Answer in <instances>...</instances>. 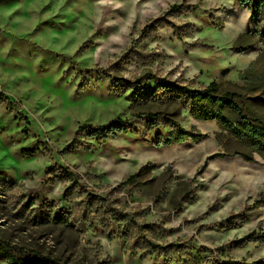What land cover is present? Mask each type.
Wrapping results in <instances>:
<instances>
[{
    "label": "rangeland",
    "instance_id": "1",
    "mask_svg": "<svg viewBox=\"0 0 264 264\" xmlns=\"http://www.w3.org/2000/svg\"><path fill=\"white\" fill-rule=\"evenodd\" d=\"M163 80L264 118V0H0V241L59 264H264V157ZM175 125L200 137L160 145Z\"/></svg>",
    "mask_w": 264,
    "mask_h": 264
},
{
    "label": "trees",
    "instance_id": "2",
    "mask_svg": "<svg viewBox=\"0 0 264 264\" xmlns=\"http://www.w3.org/2000/svg\"><path fill=\"white\" fill-rule=\"evenodd\" d=\"M196 6H174L166 16L172 14H181L182 12H190L196 10ZM164 17L155 20L147 25L143 34L155 35L157 26L162 22ZM176 37L182 40V35L176 31ZM141 84V83H140ZM161 88L167 90L175 88L185 92V97L189 101L190 106L196 118L205 121H217L221 128L227 132L238 145L246 152L236 153L243 156L247 161H253L254 155L258 154L264 157V118L254 115L247 106L246 101L240 100L238 95L230 92L221 93L219 85L212 83L202 90H188L181 87H175L166 81H161ZM151 118H157V115H149ZM177 133L171 135L169 139L158 138V143L164 146H170L174 143L186 142L190 139H198L199 134L185 131L178 125ZM130 131L123 121L118 120L108 124L107 126L85 125L79 128L76 135L89 133V136L96 138L98 141H106L111 136L118 134H127ZM136 179L132 176L125 184H131ZM260 204L256 202L253 206H248L247 210H255ZM60 221V219H57ZM259 240L260 237H252ZM152 252L159 249L158 246H150ZM0 261L5 264H59L58 261L50 257H46L37 252L22 251L9 243L0 241Z\"/></svg>",
    "mask_w": 264,
    "mask_h": 264
}]
</instances>
